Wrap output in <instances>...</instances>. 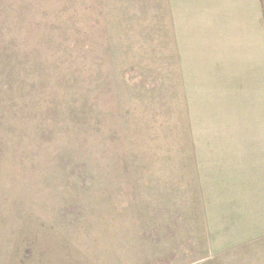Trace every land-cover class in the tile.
I'll list each match as a JSON object with an SVG mask.
<instances>
[{"label":"rangeland","instance_id":"obj_1","mask_svg":"<svg viewBox=\"0 0 264 264\" xmlns=\"http://www.w3.org/2000/svg\"><path fill=\"white\" fill-rule=\"evenodd\" d=\"M119 8L0 0V264H264L209 217L179 78L103 43Z\"/></svg>","mask_w":264,"mask_h":264},{"label":"crops","instance_id":"obj_2","mask_svg":"<svg viewBox=\"0 0 264 264\" xmlns=\"http://www.w3.org/2000/svg\"><path fill=\"white\" fill-rule=\"evenodd\" d=\"M118 2L131 22L103 43L136 53L138 75L179 78L209 217L261 230L264 249V0Z\"/></svg>","mask_w":264,"mask_h":264}]
</instances>
